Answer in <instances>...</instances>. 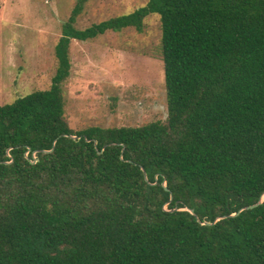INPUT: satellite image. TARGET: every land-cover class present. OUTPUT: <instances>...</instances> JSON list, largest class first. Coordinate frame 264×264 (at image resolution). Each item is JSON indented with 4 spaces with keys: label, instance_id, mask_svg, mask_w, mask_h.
I'll use <instances>...</instances> for the list:
<instances>
[{
    "label": "trees",
    "instance_id": "trees-1",
    "mask_svg": "<svg viewBox=\"0 0 264 264\" xmlns=\"http://www.w3.org/2000/svg\"><path fill=\"white\" fill-rule=\"evenodd\" d=\"M87 1L50 87L0 105V264H264V203L207 226L181 211L212 223L264 192V0H148L78 29ZM151 14L165 120L73 130L71 41L141 33Z\"/></svg>",
    "mask_w": 264,
    "mask_h": 264
},
{
    "label": "rangeland",
    "instance_id": "rangeland-1",
    "mask_svg": "<svg viewBox=\"0 0 264 264\" xmlns=\"http://www.w3.org/2000/svg\"><path fill=\"white\" fill-rule=\"evenodd\" d=\"M148 0H88L75 27L129 14ZM75 0H0V105L48 89L54 47ZM159 17L132 28L70 43V75L62 85L73 130L141 126L167 115Z\"/></svg>",
    "mask_w": 264,
    "mask_h": 264
},
{
    "label": "water",
    "instance_id": "water-1",
    "mask_svg": "<svg viewBox=\"0 0 264 264\" xmlns=\"http://www.w3.org/2000/svg\"><path fill=\"white\" fill-rule=\"evenodd\" d=\"M65 136H68V135H65ZM69 137L72 138V139H77V137H75V136H69ZM94 145H96V141H94ZM44 152H50V151H44ZM31 162H32V163H35V162H37V159H34V160L31 161ZM144 178H145V180H147V177H146L145 173H144ZM163 186H164L165 190H167V188H166V186H165V183H163ZM263 203H264V192L262 193L260 199H259L255 204H252V205H249V206H245V207L239 209L237 212H235V213H233V214H230V215H224V216L217 217V218L215 219V221L212 222V223H211V222H206V221H203V222H202V221L198 220V219H197V216L195 215V213H194V211H193V209L183 208V209H181V211H187V212H189L191 215H193V216L196 218V220H197L201 225L207 226V225H212V224L216 223L217 221H220V220H223V219H226V218L236 217V216H238L242 211H244V210H251V209H253V208H255V207H257L258 205L263 204ZM175 210H177V209H172V210H169V211L172 212V211H175Z\"/></svg>",
    "mask_w": 264,
    "mask_h": 264
}]
</instances>
